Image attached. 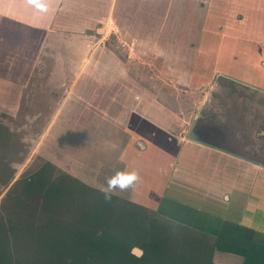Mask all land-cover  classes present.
Instances as JSON below:
<instances>
[{"label":"crops","instance_id":"crops-1","mask_svg":"<svg viewBox=\"0 0 264 264\" xmlns=\"http://www.w3.org/2000/svg\"><path fill=\"white\" fill-rule=\"evenodd\" d=\"M47 2L48 11L41 12L26 0H0V105L11 107L19 103L20 91L33 77L41 53L56 33H63L66 41L95 43L100 36L105 37L116 8L111 6V0ZM206 4L202 8V27L198 26L200 21L194 11L189 9L187 13L182 6L173 5V12L184 17L172 19L176 33L170 38L171 51L163 50L162 37L168 29L166 24L158 28V23L152 31L157 35L155 49L150 51L166 63V73L173 81L190 89L207 88L195 116L208 103L210 94L228 81L250 90L253 106L261 104L264 0H235V6L231 0H209ZM233 10L241 11L242 17H235ZM146 16L145 12L136 23L129 22L131 33L129 30L117 36L127 41L130 48L137 46L141 54L150 55L146 49L148 39L144 38ZM100 24L104 25L102 30ZM190 42L198 44L193 46ZM94 53L97 55L91 50V55ZM117 64L120 62L114 59L107 67L117 69ZM127 89L122 90L127 93ZM126 93L123 98L109 97L106 103L110 112L116 105L129 109V138L135 137L128 139L125 150L135 157L142 155V160L131 155L133 160L126 168L138 171L141 177L132 191L134 201L150 208L154 203L159 209L164 208L160 212H167L170 218L209 234L215 244L214 257L220 264H264V147L259 154L244 146L243 141L250 138L252 143L256 141L254 148H260L257 141L261 138L254 134L259 131L256 125L247 131L233 126L252 121L240 116L244 100L231 101L236 103L234 123L226 122L227 128L218 125L220 130H216L236 132L239 143L231 147L194 132L180 134L179 128L175 132V125L173 130L165 128L163 122L169 119V113L161 103L147 102L142 92L134 102ZM133 104L137 109L132 111ZM125 112L113 114L112 119L125 117ZM259 120L257 125L264 122V118ZM137 137L145 143L136 146Z\"/></svg>","mask_w":264,"mask_h":264},{"label":"rangeland","instance_id":"rangeland-1","mask_svg":"<svg viewBox=\"0 0 264 264\" xmlns=\"http://www.w3.org/2000/svg\"><path fill=\"white\" fill-rule=\"evenodd\" d=\"M208 1L111 0V6H116L115 13L110 16V23L106 25L108 29L105 37L100 36L97 42L66 41L63 33H56L41 53L33 77L27 82L26 88L20 91L19 103L11 107L0 105V173L3 180L8 181L1 192L0 202L6 199L8 192L20 178L34 173L47 163L50 164L48 174L53 180L71 176L72 179H67L79 188L85 184L103 194L101 189L106 187L107 178L126 169L129 161L133 160L132 152L125 150L128 139L135 137L129 138V109L126 107L125 110L123 105H116L110 112L111 109L106 103L109 97L123 98L126 93L123 88H128L126 95H130L131 101L137 102L136 99L142 92L143 99L147 102L161 103L169 113V119L163 122L164 127H171L173 130L172 126L175 125V132L179 128L180 134L186 133L195 117L200 115L199 112L195 116L198 108H201L207 88L190 89L169 78L166 63L155 52L150 51H154L157 37L152 31L156 29V23L158 28L161 24H166L168 31L162 37L165 40L163 50H170V38L176 33L171 24L172 19L184 17L173 12V5L182 6L187 9V13L189 9L194 11V16L200 21L198 26L202 27V8L207 6ZM231 1L235 6V0ZM197 6L199 8H195ZM145 12L149 32L146 30L144 38L148 39L146 49L150 55L141 54L138 50L141 48L137 46L130 48L127 41L117 36L122 32L128 33L132 27L129 22L136 23ZM233 12L235 17H242L241 11ZM103 26L100 24L101 30ZM196 43L189 44L194 46ZM91 50L97 52V55H91ZM114 59L120 62L117 69L107 67ZM100 67L101 72L97 75ZM122 85L124 87L121 89ZM250 92L243 85L228 81L222 88L214 90L212 96L210 94L214 103L211 100L205 104L210 108L205 117L227 128L226 122L233 124L235 121L232 118L235 116L236 103L231 101L242 98L245 104L243 103V113L240 116L252 121L233 126L242 131L251 129L253 125L257 126L259 131L254 134L261 138L257 141L260 148H254L255 139L253 143L250 138L243 143L248 150L254 153L258 151L260 154L264 147V122L257 125V120L264 118V99L261 97V104L253 106V94ZM260 96H264V93ZM132 107V111L137 109L134 104ZM120 112H125V117L122 115L120 120L112 119L113 114L119 115ZM132 122L135 125V119ZM134 140L136 146L145 143L138 137ZM137 159L142 160V155L135 157ZM132 191L133 188L124 192L117 190V194L113 195V199H116L115 208L112 210L114 216H118L124 207L136 209L130 202L140 204L134 201ZM77 199L72 217L88 206L80 204V199ZM33 204L41 207L40 198L33 197ZM141 206L164 227L165 237L170 238L173 243H180L188 237L192 241L201 239L210 245L214 244L209 234L170 218L167 212H160L164 208L159 209L154 203L153 208L145 204Z\"/></svg>","mask_w":264,"mask_h":264},{"label":"trees","instance_id":"trees-1","mask_svg":"<svg viewBox=\"0 0 264 264\" xmlns=\"http://www.w3.org/2000/svg\"><path fill=\"white\" fill-rule=\"evenodd\" d=\"M48 166L20 178L0 202V264H217L215 244L188 237L174 244L141 204L114 216L115 197L79 188L71 176L53 180ZM7 184L0 173V195ZM77 198L88 206L72 217Z\"/></svg>","mask_w":264,"mask_h":264},{"label":"clouds","instance_id":"clouds-1","mask_svg":"<svg viewBox=\"0 0 264 264\" xmlns=\"http://www.w3.org/2000/svg\"><path fill=\"white\" fill-rule=\"evenodd\" d=\"M26 2L41 12H47L49 9L47 0H26ZM140 179V174L136 170L124 169L115 172L114 175L107 178L106 187L101 189L104 193L105 200L111 201L113 195L117 194V190L124 192L128 189L134 188ZM135 250L136 249L134 247L132 249V254L135 253Z\"/></svg>","mask_w":264,"mask_h":264},{"label":"flooded vegetation","instance_id":"flooded-vegetation-1","mask_svg":"<svg viewBox=\"0 0 264 264\" xmlns=\"http://www.w3.org/2000/svg\"><path fill=\"white\" fill-rule=\"evenodd\" d=\"M212 95H213V93H212ZM211 100L214 103V98H210L209 101H211ZM209 101H208V103H209ZM209 109H210L209 107H206V109L204 107L202 108V110L200 111L199 117H196L192 121L191 127L188 130V132L197 133L207 140L218 141L221 143L225 142L226 144L231 145V147H237L239 140L237 138L236 132H229L228 134L225 133L223 130H222V133L216 132V130H220L218 128V122L217 121L213 122L211 120H208V118L205 117L206 112ZM219 115L220 114L218 113L217 116H219ZM217 116L215 117V119L217 118Z\"/></svg>","mask_w":264,"mask_h":264},{"label":"water","instance_id":"water-1","mask_svg":"<svg viewBox=\"0 0 264 264\" xmlns=\"http://www.w3.org/2000/svg\"><path fill=\"white\" fill-rule=\"evenodd\" d=\"M135 254H137V255H139V256H141L142 254H143V250L141 249V248H139V247H135ZM214 253H215V250H214ZM213 261L215 262V263H217V264H220L219 262H217V260L215 259V257H214V254H213Z\"/></svg>","mask_w":264,"mask_h":264}]
</instances>
